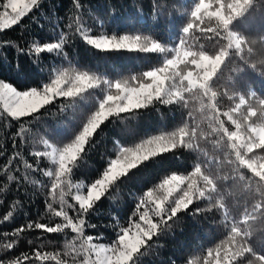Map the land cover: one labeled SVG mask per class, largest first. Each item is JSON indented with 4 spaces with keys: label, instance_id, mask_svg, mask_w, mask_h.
Returning a JSON list of instances; mask_svg holds the SVG:
<instances>
[{
    "label": "trees",
    "instance_id": "16d2710c",
    "mask_svg": "<svg viewBox=\"0 0 264 264\" xmlns=\"http://www.w3.org/2000/svg\"><path fill=\"white\" fill-rule=\"evenodd\" d=\"M3 2L5 0H0V5ZM196 3L197 0H38V4L17 25L0 31V80L16 89L40 88L50 82L57 71L87 72L104 84L101 89L88 88L70 101L55 97L38 113L27 117L13 119L0 109V264L17 258H20L21 264H55L54 261H37L35 253L59 249L63 241L73 235L70 231L49 234L43 229L28 227L37 222L50 223L47 204L58 200L55 193L49 195L52 180L44 175L45 171L53 170L54 165L47 158L34 155L37 150H46V146L40 143L42 138L56 144L74 138L82 130L89 114L97 108L98 102L107 95L116 94L114 88L117 81L141 75L139 82H144L150 71L157 72L168 62L183 57L188 61L193 54L190 48L215 53L225 43L221 36L212 31H194L191 36L184 37L181 28ZM246 4L247 0H229L227 6L237 13L242 12ZM224 8V0H199V7L193 15L199 19L203 12L206 17L212 16L224 22L228 19ZM202 27L208 28L209 25ZM232 27L257 40L264 35V0H257ZM188 28L192 29L193 25L189 24ZM84 35L104 36V39L114 38L117 41L127 36V40L135 41L140 46L135 49L101 50L87 44ZM182 40L185 42L182 43ZM45 43H62V46L52 53L36 54L34 46L42 47ZM152 44L160 45L162 50H140L141 46ZM255 48L257 55H264L259 43ZM242 64L233 52L219 66L211 83L221 91L214 101L219 111L213 112V116L218 117L227 132L233 134L232 139L245 159L241 163L235 162V155L227 147L228 139L225 137L219 148L208 140L200 142V147L213 157L211 160L204 155L196 156L177 150L141 164L114 182L87 214V221L96 225L85 231L86 235L92 237L91 243L112 246L121 227H130L132 223L143 225L139 214L145 210L149 211L153 222H158L161 218L151 214L154 205L137 207L144 194L156 190L164 179L176 176L181 183L169 195L173 199H180L186 193L190 196L194 188L205 184L203 177L198 178L193 172L194 161L198 160L201 165H208L205 172L214 176L219 173L222 177L216 182L218 192L211 195L224 197L229 218L221 222L217 211L196 214L193 210L207 203L206 200L190 206L188 211L192 212V216L187 211H181L178 214L180 219L175 222L168 221L164 216L166 222L151 240L146 239L145 245L133 255L129 264H184L188 256L203 255L223 239L232 221H239L241 228L247 223L255 229L249 240L252 253L244 259L254 258L253 253L264 259V177L261 176L264 161L259 165L251 162L252 156H264V147L257 146L264 145V127H253L259 119L258 114L251 116L245 124L244 116L249 115L247 105L232 112L231 119L224 115L228 109L235 107L238 100L236 97L229 100L223 91H240L247 98L251 85L257 95L264 98V79L247 68L240 74L234 71ZM150 101L152 103L147 107L120 111L119 115H109L105 119L70 174V181L80 187L74 191H85L96 179L102 178L104 170L117 157L120 148H134L152 136L163 137L176 131L185 123L188 111L196 104L190 101V108H184L176 103L163 104L162 99ZM251 103L254 105L255 100ZM208 111L210 109H205V114ZM213 123L217 121L213 120ZM188 124L190 128L193 126L191 118ZM204 127L207 128V125ZM257 130L263 134L261 142L255 137ZM220 135L224 136L225 133L221 132ZM245 145L250 149L247 155ZM225 152L233 163L225 161ZM217 157L220 163H217ZM9 176L13 179L9 180ZM66 199L73 207L65 210L70 216H76L78 204L70 198ZM53 206L57 210L63 207L59 203ZM9 212L12 215L4 221L3 217ZM243 217L248 219L244 220ZM252 217L259 219L253 220ZM9 243L13 244L11 249L6 247ZM24 254H27V260ZM215 255L219 257L220 253ZM213 264H221L220 259H214ZM224 264H244V260L238 258L230 261L226 256Z\"/></svg>",
    "mask_w": 264,
    "mask_h": 264
},
{
    "label": "clouds",
    "instance_id": "9594fccd",
    "mask_svg": "<svg viewBox=\"0 0 264 264\" xmlns=\"http://www.w3.org/2000/svg\"><path fill=\"white\" fill-rule=\"evenodd\" d=\"M229 0H224L225 16L228 17L227 20L221 22L212 16H205L203 12L200 13L199 19H197L193 12L199 7V0L193 5L191 11L187 14V20L184 24V27L181 28V32L184 34V37L191 36L194 31H212L216 35L221 36L225 43L217 49L215 53H205L203 51H196L191 49L192 56L188 61H185V71H187V65L192 62V60L198 59L200 56H212L214 59H217V67L208 74L207 79L203 81L201 85H191L185 84L183 82L177 83L173 80L172 75L169 76V80L172 81L173 87L177 88L180 91V95L176 96L175 99L169 95L166 99H162L163 104L176 103L181 105L184 108H190V101H195V106L191 107V110L187 113V118L185 123L181 125L176 131L167 134L166 136H152L150 139H145L141 143L137 144L134 148H131V151H136L137 146L143 148L147 145V149L143 156V159H147V152L151 151L154 154L156 153L157 147L160 152L166 154L169 152H176L177 150H184L191 152L196 156L204 155L207 156L209 160L213 157L209 156L206 150L203 147H200V142L208 140L211 144L219 148L224 141L225 137L228 139L227 147L233 150L235 155V162L241 163L245 156H242L237 148V144L233 141L231 133L227 132L224 124L219 122L218 117L213 116V112H218L214 101L217 97L221 95V91L213 87L211 81L212 78L216 75V72L219 71V66L222 65L234 52L235 56L238 57L242 62V66L234 69L237 74L243 73L246 68L252 70L258 77L264 79V55H257V50L255 45L260 44V49L264 52V35L260 36L257 40L253 37L245 36L244 34L237 32L233 29L234 22L243 17L256 3L257 0H247V4L242 12L233 13L230 8H228ZM193 25L192 29L188 28V25ZM209 25L208 28L202 27V25ZM185 41L182 40V43ZM190 47V45H189ZM141 51H161V47L158 44H152L151 47L143 45L140 48ZM247 54V55H246ZM252 56H256L255 59H251ZM246 66V67H245ZM175 73H179V69L174 70ZM198 76V74H197ZM86 77L87 83L84 84L81 82V78ZM142 79L141 75H132L130 77L124 78L117 81L116 83L122 85L124 88H129L135 86ZM57 82L61 84L60 87H57L55 91L52 92L53 97H63L65 100H69L74 97L80 96L82 93L86 92L88 88L97 87L100 81L96 78L95 75H90L87 72H78V71H57L54 75V78L51 79V86L56 85ZM48 87V86H46ZM223 95L226 96L229 100H232L233 97H236L238 102L235 103L234 108H230L224 115L228 116L231 119V113L237 111L242 105H247L249 109V115L244 116L245 124L248 123L251 116L259 115V119L253 127H264V98H261L257 93L252 89V86L249 85V90L247 93V98L240 91H223ZM48 96V92L45 91V97ZM255 100L253 105L251 102ZM51 103V101H49ZM120 106L115 108V111L111 104L105 105L103 100L98 102L97 108L91 112L88 118L82 125V130L78 132L71 140L64 142L62 144H56L50 142L49 139L42 138L40 143L46 146V150H37L35 155L37 157L47 158L53 165L54 169L50 171H45L44 175L51 178V186L49 195L53 193L58 196V200L49 202L47 204V215L49 217L50 223L44 224L39 223L35 226L42 228L46 233L49 234H62L70 231L73 235L63 241L59 249L48 251L46 253L37 251L35 253V258L37 261H54L55 264H107L108 256L107 253L111 252L115 254L118 251L123 250L124 255L127 257L126 264L133 258V252L131 249H121V243L119 238L113 243L112 246L106 247L103 244H92V237L86 235V228H95L96 225L91 224L87 221V214L93 209V205L96 202L97 198L90 200L87 205L83 203V200L86 199V195L81 194L78 190V185L70 181V174L73 172V168L76 167L77 161L81 158V153L84 151L83 146H80L76 151V155L72 157H67V149L73 145L78 144V137L85 130L93 124L94 120L99 122L95 127H99L100 123H103V120H100L101 114V105L104 109L108 111V115H119V112L124 104L122 99ZM152 103L149 100H137V104L140 107H147L148 104ZM205 109H210V111L205 114ZM127 111H132V108L129 107ZM199 114V116H197ZM243 115V113H241ZM192 119V127L190 128L188 124V119ZM107 119V116L104 117ZM213 120H216L219 124L213 123ZM236 123V121H233ZM207 125V128L204 127ZM95 132V128L92 129ZM224 132L225 135L221 136L220 133ZM216 136L217 139L213 140L211 137ZM153 137H159L153 139ZM87 139V138H86ZM258 147H264V145H257ZM245 147V155L250 151L247 145ZM124 156H127L128 159L125 161L126 164H131L132 167H135L136 161L141 159L140 153L137 152L136 157H131L129 152L121 150ZM225 161L228 163H233V161L228 160V153L225 152ZM62 157H64L62 161ZM217 163H220L219 158H216ZM264 161V156H252L251 162H255L259 165L260 162ZM61 163H63V168H61ZM208 165H201L198 160L194 161L193 172L197 174L198 178L203 177L205 182L203 187L194 188L191 191L189 196L187 193L184 197L180 199H173L171 196L168 199H163L165 206H169L172 211L171 215L167 217L168 221H177L180 219L178 213L184 211L188 215L192 216V212L188 211L190 206L194 203H200L202 201H207L201 207L194 209L193 211L196 214L213 212L217 211L221 222L228 219L226 215L229 211L228 206L224 203V197L218 196L213 197L211 193L218 192L216 187V182L222 177L217 173L215 176L210 172H205V169ZM127 172L122 175H126ZM261 176L264 177V173H261ZM241 178H243L241 176ZM112 183V182H110ZM90 186L87 187L89 190ZM259 191V190H258ZM75 201L78 204V210L76 216H70L65 208H72L73 205L69 203L68 199ZM214 201V202H213ZM54 203H59L63 207L57 210L53 206ZM259 202H257V207H259ZM53 218H59L58 220ZM195 220L196 217L193 216ZM244 220H247L248 217H243ZM253 220L259 219V217H252ZM182 230V229H181ZM255 229L251 225L245 223L244 227H240L239 221H232L231 226L226 233L225 237L217 242L214 246L208 248L203 255H193L188 256L184 261V264H213V260L219 258L221 264H224V257H228L230 261H236L238 258L244 260V264H264V259H260L258 256H255L252 259H244L247 254L252 253L251 244L249 240L253 236ZM155 235V232L152 233ZM152 236L148 237V240H151ZM75 242V243H74ZM6 247H11L10 244ZM143 246H138L135 250V254ZM95 253V259H90V254ZM219 252L220 256L217 257L215 254ZM27 259V257H25ZM6 264H18L16 259H11L6 262Z\"/></svg>",
    "mask_w": 264,
    "mask_h": 264
},
{
    "label": "snow or ice",
    "instance_id": "6c2138e0",
    "mask_svg": "<svg viewBox=\"0 0 264 264\" xmlns=\"http://www.w3.org/2000/svg\"><path fill=\"white\" fill-rule=\"evenodd\" d=\"M37 4L38 0H5V2L0 5L4 9V11H0V29H8L11 26L17 25L18 22L23 17H25ZM9 9L10 11H8ZM103 37L104 36H100L99 38L94 39L89 36H85V39L87 41V44L92 45L97 49H108L109 47L138 48L140 46L135 41H133L131 45L127 43L116 44L114 42V38L110 41L104 39ZM127 39V36L122 37V40L124 41H127ZM145 39L149 38L145 37ZM61 42H63V37H61ZM61 46L62 43H45L42 47L34 46V51L36 54H40L43 52L52 53L54 50H60ZM17 67H19V65H17ZM86 80V77L81 78L82 83H84ZM58 84L59 82H57V85ZM117 87H120V85L117 84ZM45 91H55V88L51 86V81L44 83L40 88H31L28 90L20 91L13 85L0 80V105H2L4 112H6L7 115L13 119L27 117L38 113L40 109L49 104V101H53V96L45 97ZM109 99H111V97H109ZM137 99L138 96L136 94L129 97V106L132 108H136L138 106ZM115 110L116 109H111V111ZM106 116L108 117V111H105L103 105H101V114L99 119L105 122L106 120L104 119V117ZM98 122V120H94L93 124L90 125L89 128L85 130L81 135H79L78 144L73 145L72 147L67 149V157L75 156L76 151L80 146H83L84 149L86 148V145L90 142L93 134L96 133L102 125V123H100L99 127H95ZM93 128H95V132L92 131ZM158 138L159 137H153V139L157 140ZM146 149L147 145H145L143 148L137 146L136 151H131V148L129 147L120 148L117 157L115 159H112L109 166L104 170L102 178L96 179L94 183H91V187L89 188V190H87V198L83 200V203L87 205L90 200H93V198H97L96 202H98L102 197H104L106 191L114 182L125 176L122 175L123 173L127 172L128 174L130 170L137 169L141 164H144L149 160L164 154L160 152L159 148L157 147L156 153L158 154H154L151 151H148L147 159H143ZM121 150L129 152V155L131 157H136L137 152L140 153L141 159H138L136 161L135 167H132L130 163H125L128 157L124 156ZM61 159L63 161L64 157H62ZM26 166L30 167V165ZM61 168H63V163H61ZM12 179L13 177L9 176V180ZM177 179L178 177L176 176L164 179L163 182L158 185V188L156 190L147 191L144 194V197L141 199L140 205H137L138 208L144 205H154V207L151 208V214L155 217L161 218L158 222H153L149 215V211L145 210L144 212L139 214V219L143 222V226L141 225V223H132L130 227L120 228V233L117 234V238H119L120 243L121 238H123L124 249H131L133 255L135 254V250L138 246L145 245L146 239H148L150 235L152 237L154 236L152 235L153 232H155V235L157 234L158 228L166 222L163 220V217H168L169 215H171L172 211H175V209H171L169 206H165L163 203V199H168L170 197L169 194L172 193L175 188V184L173 182ZM162 195L163 199L161 198ZM11 215V212L5 215L3 217L4 221H7L9 219V216ZM36 224L37 223H35L34 225L29 224L28 227L42 229L35 226ZM125 233H127V235H125ZM9 244L11 245V247L7 248L11 249L13 247V244ZM25 257H27V254H24V259ZM118 259L124 262L127 261V257L124 255L123 250L120 251V256L118 257ZM16 260L18 261V264H21L20 258H17Z\"/></svg>",
    "mask_w": 264,
    "mask_h": 264
},
{
    "label": "rangeland",
    "instance_id": "374dc122",
    "mask_svg": "<svg viewBox=\"0 0 264 264\" xmlns=\"http://www.w3.org/2000/svg\"><path fill=\"white\" fill-rule=\"evenodd\" d=\"M1 11H4V9ZM8 11H10V9ZM1 30H4V29H0V31ZM85 36H89V35L83 36V39L86 41ZM89 37L94 38V39L99 38V37H92V36H89ZM114 42L116 44H122V43H127L129 45L132 44V41L130 40H127V41L114 40ZM151 46L152 45H150L149 47ZM121 48H125V47H121ZM130 48L131 47H127L125 49H130ZM109 49H118V48L109 47L108 49H101V50H109ZM131 49H135V48H131ZM217 59L218 58L214 59L211 57L200 56L198 59L192 60V62L186 66L188 70L185 71V61H187V58L186 57L177 58L171 62H168L164 68H162L161 70L157 72L150 71L146 75L144 82H138L133 87L124 88L120 84H119L120 87H117L116 85L114 88L116 90L115 91L116 94L105 96L103 98V102L105 105L111 104L113 108L115 109V108L121 107L119 102L123 99L124 104L121 110L127 111V109L130 107L128 103L129 97L133 96L134 94H136L138 96V99L140 100L146 99L150 101L152 99H166L169 95H171L173 99H175V97L179 95L180 91L177 88L173 87L172 81L169 80L170 75H172L173 80H175L177 83L183 82L185 84L201 85L203 81L207 79L208 74L211 73L217 67ZM177 68L179 69L178 74L174 72V70H176ZM86 83L87 81L84 82V84ZM60 86L61 84L59 83L58 85L56 84V85H53L52 87L56 89L57 87H60ZM103 86L104 84L100 82L96 88L101 89L103 88ZM48 96H52V92H48ZM109 97H111V99H109ZM138 107L140 106L138 105L136 108ZM0 109L4 112L2 105H0ZM132 109H135V108H132ZM104 110L107 111L106 109ZM255 137L258 142H261L263 139V134L261 133V131L257 130L255 131ZM173 183L175 184V188L173 191H175L178 189V185L181 183V181L176 180ZM78 189H80L79 186H78ZM79 192L81 194L86 195L87 188L85 189V191H79ZM125 235H127V233H125ZM92 244L99 245L101 243L92 242ZM121 249H124L123 238H121ZM107 256H108L107 264H122V262H124L118 259V257L120 256V251L116 252L115 254L108 252ZM90 259H93V260L95 259L94 252L90 254Z\"/></svg>",
    "mask_w": 264,
    "mask_h": 264
}]
</instances>
